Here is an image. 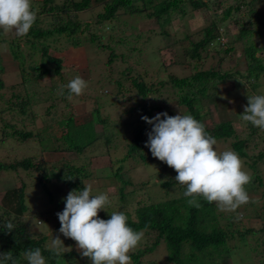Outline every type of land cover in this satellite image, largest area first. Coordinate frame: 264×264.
Instances as JSON below:
<instances>
[{"label":"rangeland","instance_id":"obj_1","mask_svg":"<svg viewBox=\"0 0 264 264\" xmlns=\"http://www.w3.org/2000/svg\"><path fill=\"white\" fill-rule=\"evenodd\" d=\"M53 2L59 6L63 0ZM233 2L223 1L219 5L210 3V8L202 9L188 6L183 16L178 12H173L168 21L163 19L157 21L154 17L145 16L144 13L128 14L124 8H120L114 21L115 33L112 34V36L114 35L112 39L104 36L103 33H109L111 30L109 25L102 24L97 28L96 33L99 36L102 35L100 41L104 45L99 44L97 41L99 38L90 41L92 26H90V32L84 30L81 34L79 44L69 43L65 47H60L55 42H51L52 37H49L46 41L48 53L62 59L60 75L53 74V64L47 63L46 66L50 67L49 74L37 76V72L29 66H34L39 62L40 53L34 51L32 54H27L30 52L29 38L0 31V80L2 81L0 115H4L6 121L11 120L13 123L17 117L16 128L30 130L37 134L21 142L14 140L7 142L0 139V161L11 163L31 157L34 162L48 164L61 163L62 160L69 161V159L78 157L74 150H57L55 147L60 145L62 140L49 136L54 134V128L48 124L50 119L60 117L64 119L68 112H71L76 125L80 126L90 120L96 136L101 137L99 145H89L82 154L89 159L88 172L91 173L90 178L93 181V194L107 193L111 201L107 208L108 212L100 211L98 213L100 218L110 215L113 211H123L128 213L131 218H135L136 208L142 205L184 196L185 188L175 181L176 171L153 157L148 147L143 149L145 160L140 159L137 154L127 156L124 161L117 160L126 154L132 138L140 128L146 129L143 136L146 146L147 132L151 130V125L142 120L144 113L142 106H145L150 119L161 112H167L170 116L179 113L191 114L187 107L179 102L178 88L171 86V83L159 87L157 81L169 79L172 76H188L197 70L209 67L220 70L237 67L242 68V73L245 72L246 61L239 42H235L236 51L233 54H224L221 51L222 46H220V52L214 55V51H210L206 55L201 49L199 58H193L189 53L190 40L199 39L201 27L208 25L215 16L219 19L224 7ZM92 3L90 8L77 13L80 22L93 23L95 15L102 11V0H93ZM141 5L140 2L139 6ZM252 7L257 13L264 15V0L254 1ZM35 9L37 10V8ZM246 12V9H240L234 17L227 19L219 27V29L223 28V31L228 32V35H223L221 41L226 42L232 39L233 33L235 34L239 27L238 23L234 22L235 19L244 17ZM67 18L72 19V16L69 15ZM244 19L246 21L249 18ZM76 35H79V30ZM251 38L256 45L264 44V32L261 35L255 33ZM34 41L38 42L39 46L42 39ZM14 43H18L19 48H17L22 53L18 59L13 58L10 53L11 45ZM106 44L111 46L115 53L114 56H110L111 51L106 47ZM258 54L263 55L264 61V51L261 50ZM219 57H222L220 62ZM236 60H238V64L235 65ZM22 63H25L23 76L20 72ZM77 76L82 77L88 83L84 94L78 97L73 96L69 100L67 98L68 90L65 88L64 94L60 95L61 86H66ZM134 79L142 80L146 85L151 86V90L145 98H141L137 93V88L133 84ZM241 79L244 87H248L247 83L250 80L243 77ZM257 82V90L249 86L248 94L244 92L243 87L234 86L232 80L220 81L217 83L216 91L197 99L200 106V119L208 128L228 120L239 138L249 139L246 145L248 157H239L245 169L253 177L252 182L246 186V190L251 200L258 199L259 203L250 202L238 209V212L242 213V219L235 221L236 213L233 227H238L241 230L249 227L259 229L264 225V156L259 160L251 158L259 151L264 155V130L258 128V131L250 134L249 124L241 119L248 96L264 95V75L260 76ZM23 102L28 113L20 115L18 110ZM8 108L10 111L5 110ZM19 117L26 118L22 124L18 120ZM61 122L64 123L65 120H61ZM233 140L234 138L230 137L217 141V151L233 150L231 146ZM251 163H254L253 167H249ZM119 165L122 166L121 169L118 167ZM47 168L52 169V166L48 165ZM41 174V170H25L21 167H17L15 171L0 170V203L1 197L7 189L24 185L26 202L33 205L30 209L31 215L28 217L30 231L39 230L45 233L48 236L47 245H50L53 238L60 236L65 247L80 253L74 240L64 237L59 232L60 228L54 230L52 228L56 223L54 216L56 209L53 204L47 203L46 194L37 184V179ZM257 175L260 177L262 186H259L255 179ZM119 178L126 182L123 183ZM168 180L173 183L167 187L162 186V183ZM88 182L90 185V181ZM53 185L54 188L51 185L48 186L52 192L64 189L60 181H55ZM122 185L126 193L123 198H120L119 188ZM213 203L214 213L219 223H225L230 216L235 214L221 212L216 203ZM0 220L11 221L15 225L21 221V218L14 215L2 216L0 207ZM254 237L253 235L247 236V240L243 243H240L237 237L230 238L228 244L232 247L231 250L233 249L230 252L231 255L219 259V264H264L261 262L264 261V245H256ZM154 239V234L144 232V239L139 248L146 247ZM4 243L2 247L6 251L5 247L8 242ZM234 244L240 245V248H233ZM255 245L258 247L257 253L251 252L250 249ZM66 251L70 250L66 249ZM165 257L166 248L163 243H160L152 252L141 256L139 262L140 264H150V262L152 264H169ZM81 259L88 260L87 257L82 256ZM75 262L80 263V259H76Z\"/></svg>","mask_w":264,"mask_h":264},{"label":"trees","instance_id":"obj_2","mask_svg":"<svg viewBox=\"0 0 264 264\" xmlns=\"http://www.w3.org/2000/svg\"><path fill=\"white\" fill-rule=\"evenodd\" d=\"M53 1L55 0L32 1L33 8H37L38 10V18L34 26L30 29L29 34L26 36L29 38V42H27L30 47V52H27V54H32L34 51L40 53L39 62L34 66H29L37 72V76L49 74L50 67L46 66L47 63L53 64V74L60 75L61 73L62 59L61 57L54 54L50 55L48 53L47 38L52 37L51 42H55L60 47H65L69 45V43L79 44L81 34H83L84 30L90 32V26H92L90 41L99 38L97 40L99 44L104 45L100 41L102 35L99 36L96 33L97 28L102 24L105 26L109 25L111 29L109 30V33H103L104 36H108L112 39L114 37L112 34L115 33L114 21L118 14L117 11L120 8H124L128 14L134 15L144 13L145 16L154 17L157 21L161 19L168 21L173 12H178L183 16V13L187 10L188 6L201 9L210 8V3L219 5L223 1L234 2L229 3L224 7L219 19L215 16L211 19L208 25L201 27V35L199 39L195 41L190 40L191 47L189 48V53L193 58H199L201 49L206 55H208L210 51H214V55L220 52L219 49L220 46H222L221 51L224 54H233L236 51L235 42H239L241 44L242 55L245 57L246 61V65L244 66L245 72H241V67V69L236 67L235 69L231 68L228 70L209 67L207 69L197 70L188 76H172L169 79L159 80L157 81L159 87H164L171 83V86L178 88V91L180 92L179 102L187 107L188 111L194 118L201 121L200 106L198 105L197 99L198 97L216 91L218 82L232 80L234 86L236 85L238 88L243 87L244 92L249 94L248 87L250 86L252 89L257 90V79L264 75L263 55L258 54L259 51H264V44L256 45L251 38L255 33L261 35L264 32V15L257 13L252 7V3L257 0H102V11L95 15L93 23H82L77 17L78 12L85 11L90 8L91 4L93 5V0H63L59 6ZM140 2L142 4L141 6H139ZM242 8L246 9L247 12L244 13V17L235 19L234 22L238 23L239 27L235 34L233 33L232 39L226 42L221 41L223 35H228V32L223 31V28L219 29V27L223 25L227 19L234 17ZM69 15L72 16V19L67 18ZM52 17H54V19H51ZM246 17L249 19L245 21L244 18ZM82 26H84L83 29H81ZM78 30L79 35H76ZM235 36H237V38H235ZM36 39H42L39 46L37 44L38 42L34 41ZM17 47L19 48L18 43L11 45L10 53L13 58L18 59L19 55L22 53ZM106 47L111 51L110 56H114L115 53L111 46L106 44ZM221 58L222 57H219V62L221 61ZM236 63L238 64V60H236L235 65ZM20 68L21 76H23L25 63H22ZM241 77L250 80L247 83L249 84L248 87H244ZM133 84L137 88V93L141 98H145L151 90V86L146 85L142 80L138 81L134 79ZM1 87L2 81L0 80V88ZM246 102L248 103V100ZM24 104V102L20 104L18 110L20 115L28 113L23 106ZM142 108L144 109L143 116H147L145 106H142ZM5 110L10 111V108ZM61 118L62 117L58 119H50L48 124L50 127L54 128V134H50L49 136L62 140L60 145L55 147L57 150H74L75 155L78 157L69 159V161L62 160L61 163L48 164L34 162L31 157H26L11 163L0 161V170L9 169L15 171L17 167H21L25 170H41L42 174L37 179V184L46 194L47 203L54 205V208L56 209L54 210V213L56 214L63 210L65 206L64 198L69 191L73 189L82 191L84 185H89L88 181H90V185L92 186L93 181L90 178L91 173L88 172L89 159L82 154L89 145H99V140L101 138L96 136V133L92 128V121H86L78 126L74 123L71 112H68L64 119ZM24 119L26 118H18L21 124ZM61 120H65V122L62 123ZM0 121V139H2V141L8 142L9 140H14L16 142H21L24 140L26 141L27 138H30L33 135H37L30 130L16 128L17 126L15 125V122L13 123L11 120L6 121L4 115H0ZM248 124L250 127L249 131H251L250 134L256 132V130L258 131V127H254L251 123ZM63 129L65 131H62ZM206 130L211 136L215 137L217 141L225 140L230 137L234 138L231 142L232 149L239 156L248 157L246 145L248 144L249 139L239 138L235 133L234 128L231 126L230 121H221L220 124L215 125L212 128L206 126ZM145 132V128L137 130L129 144L126 154L117 161H124L127 156H134V154H137L142 160L146 159V156L143 153V149H146L143 139ZM262 156H264L263 153L259 151L256 155L251 156V158L259 160ZM246 163H248V160H246ZM253 164L254 163L249 164V167H253ZM48 165H51L52 169H48ZM118 167L120 169L122 168L121 165ZM56 170L58 171L56 172ZM119 179L122 180V178ZM255 179L258 181L259 186L263 185L258 175ZM55 181H60V184L64 189L52 192L48 186L51 185L54 188L53 184ZM124 182L126 181H123V183ZM172 183L173 181H164L162 186L167 187ZM125 193L122 185L119 188L120 198H123ZM187 199L188 198L184 196H180L166 201H160L158 203L149 202L136 208L135 218H131L128 213H125L128 217V226L136 231L142 230L147 233H152L155 237L151 244L146 245V247L142 249L138 248L134 253H130L133 264H140V257L147 252H152L160 243H163L166 248L165 260L169 264H219V259L231 255L230 252L233 249L231 250L232 247L229 246L228 240L234 237H237L240 243H243L247 240V236L253 235L255 236L254 240L256 241V245H264V225L259 229L249 227L244 230H241L238 227H233L234 216H236V213L233 216H230L225 223L221 224L214 213V203H208L201 199L199 201L201 207L196 208L190 206L187 203ZM0 207L2 209V216L7 217V215H14L15 217H20L23 222L19 221L15 223L14 230L12 232H7L4 225L11 221L5 222L0 220V252H11L16 259L17 264H27L23 254L26 250L35 248L41 249L42 254L47 258L48 264H91L89 258L88 260H83L84 258L81 259L80 253L78 252V255V253L73 250L66 252L64 256L57 258L48 250L46 242L48 236L39 230L30 231L28 217L31 215L30 209L33 205L26 202L24 185L19 187L13 186L12 188L7 189L1 197ZM27 213L29 214L27 215ZM56 214L54 215L56 223L54 227H52L53 230L61 227ZM102 219H110V215L106 217L104 216ZM236 220L241 221V219H235V221ZM38 222L40 223L41 221ZM4 242H8L5 247L6 251L3 249L4 247H2L3 244H5ZM256 245L250 247L251 252L257 253L256 250H258V247H256ZM233 248H240V245L234 244ZM76 259H80V263L75 262ZM150 264H152V262H150Z\"/></svg>","mask_w":264,"mask_h":264},{"label":"clouds","instance_id":"obj_3","mask_svg":"<svg viewBox=\"0 0 264 264\" xmlns=\"http://www.w3.org/2000/svg\"><path fill=\"white\" fill-rule=\"evenodd\" d=\"M38 18V10L32 0H0V31L26 37ZM88 83L77 76L59 94L68 90V99L81 96ZM241 119L264 130V95L248 96ZM151 130L147 132L146 147L153 157L173 168L175 181L185 188L184 197L190 206L200 208V200L216 203L221 212L237 213L242 206L252 201L246 186L253 177L245 169L239 155L231 149L217 151V140L211 136L206 125L191 114L170 116L167 112L157 113L151 119L142 116ZM111 201L107 193L93 194L91 185H84L82 191L71 190L64 198V208L56 215L60 222L59 232L76 242L82 257L91 264H132L130 253H134L144 239V231L128 226V217L123 211H113L110 219H102L100 211H107ZM108 212V211H107ZM15 225H4L12 232ZM71 248L65 247L59 237L52 239L48 250L57 258L64 256ZM27 264H48L40 248L26 250ZM17 264L11 252L0 253V264Z\"/></svg>","mask_w":264,"mask_h":264},{"label":"crops","instance_id":"obj_4","mask_svg":"<svg viewBox=\"0 0 264 264\" xmlns=\"http://www.w3.org/2000/svg\"><path fill=\"white\" fill-rule=\"evenodd\" d=\"M36 1H38V0H36Z\"/></svg>","mask_w":264,"mask_h":264}]
</instances>
